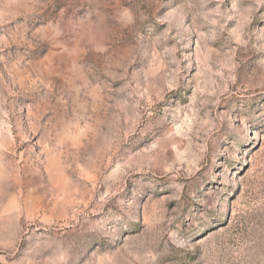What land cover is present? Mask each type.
Returning a JSON list of instances; mask_svg holds the SVG:
<instances>
[{"label": "rangeland", "instance_id": "rangeland-1", "mask_svg": "<svg viewBox=\"0 0 264 264\" xmlns=\"http://www.w3.org/2000/svg\"><path fill=\"white\" fill-rule=\"evenodd\" d=\"M0 264H264V0H0Z\"/></svg>", "mask_w": 264, "mask_h": 264}]
</instances>
